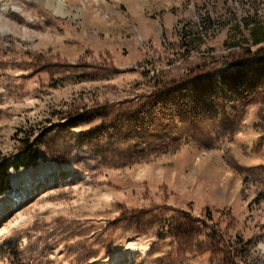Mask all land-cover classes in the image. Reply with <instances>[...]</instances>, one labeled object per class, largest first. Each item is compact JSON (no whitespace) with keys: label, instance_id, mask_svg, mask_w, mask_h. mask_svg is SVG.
<instances>
[{"label":"rangeland","instance_id":"obj_1","mask_svg":"<svg viewBox=\"0 0 264 264\" xmlns=\"http://www.w3.org/2000/svg\"><path fill=\"white\" fill-rule=\"evenodd\" d=\"M256 31L264 0H0V157L45 134L0 264H264Z\"/></svg>","mask_w":264,"mask_h":264},{"label":"trees","instance_id":"obj_2","mask_svg":"<svg viewBox=\"0 0 264 264\" xmlns=\"http://www.w3.org/2000/svg\"><path fill=\"white\" fill-rule=\"evenodd\" d=\"M252 39V46L258 48L257 50L250 51L251 56L257 60H264V32H254L252 34ZM236 46L238 45L234 43L231 45V47L233 48H235ZM235 65L236 67H241L242 62H237ZM231 79L232 81L238 80L239 84L243 83V79L238 77V74H235ZM78 117L79 115H74L72 116V120L75 119L74 121H77L79 119ZM44 135V133L35 134V132L27 134L24 136L25 138L19 139L20 146L14 154L2 155L0 157V197L14 192V188L10 182V171L12 169L18 172L23 168L32 167L39 164L41 160V147L44 144ZM207 216H209L208 212ZM193 228L195 227L186 228L185 230L191 232ZM172 231L175 233L179 232L180 227L174 226L172 228ZM234 247L235 253L232 252L227 255L226 258L228 260V263L226 264H235V262H232L234 254L241 256V254L245 251L246 245H243L242 243L237 241Z\"/></svg>","mask_w":264,"mask_h":264},{"label":"bare ground","instance_id":"obj_3","mask_svg":"<svg viewBox=\"0 0 264 264\" xmlns=\"http://www.w3.org/2000/svg\"><path fill=\"white\" fill-rule=\"evenodd\" d=\"M47 2V1H46ZM58 2V1H57ZM61 10V9H60ZM20 11V10H19ZM30 170L31 169H29V170H27V169H22L19 173L18 172H12L11 173V180L12 181H14V182H16V181H18L20 178H22V179H24V180H26L28 183L29 182H31V181H29V172H30ZM45 175H46V171L45 172H43L42 173V175L40 176V177H42V178H44L45 177ZM20 181V180H19ZM29 185H30V183H29ZM27 190H28V188H27ZM27 190H24V193L23 194H21V195H19L17 198L18 199H20V198H22L25 194H26V192H27ZM6 204H7V202H5L4 200H2L1 198H0V214L3 212V210H4V208L6 207ZM0 218H1V215H0ZM19 223L20 222H14L13 224H11V226H10V228H8V229H3V230H1V232H0V237H2L3 238V236L5 235V234H7L8 232H10L12 229H14V228H18V225H19ZM106 263V262H105ZM113 263V262H112Z\"/></svg>","mask_w":264,"mask_h":264}]
</instances>
